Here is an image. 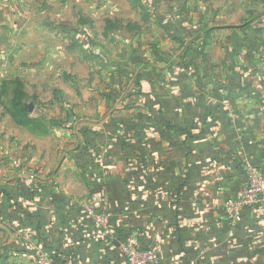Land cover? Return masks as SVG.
Segmentation results:
<instances>
[{
	"label": "crops",
	"instance_id": "obj_1",
	"mask_svg": "<svg viewBox=\"0 0 264 264\" xmlns=\"http://www.w3.org/2000/svg\"><path fill=\"white\" fill-rule=\"evenodd\" d=\"M262 24L252 25L250 31L245 26H216L218 31L233 32L229 34L230 42L223 45L224 57L218 64L204 62V43L195 77L179 74L178 68L174 72L168 69L171 64H180V53L169 60L159 59L161 66H147L141 72L147 78L154 73V90L166 91L159 98L197 101L202 95L206 106L213 110L202 126V135L192 143L198 152L196 157L185 158L181 145L171 139L175 138L172 130L162 135L156 128L146 126L138 132L159 144L169 175L186 178L185 197L178 199L167 190L152 193L139 187L140 200L146 204L134 210L130 205L136 196L133 186L128 191L122 187L117 179L120 174H112L116 179L107 182L103 172L88 179L80 173L75 154L69 155L55 174L39 183L35 181V185H51L53 193L69 202L42 208L50 235L48 244L70 250L71 256L61 258L64 264H123L119 252L122 237L116 232L121 227L133 229L131 236L139 248L159 252L160 264H264V207L255 204L243 208L236 225L225 208L227 201L236 199L246 179L245 163L264 170V21ZM156 75L164 78L160 82L164 86L155 82ZM141 83L142 91L149 93L151 86ZM140 102L114 116L123 123L148 118L153 113L146 106V98ZM179 113L184 116V111ZM196 118L200 121L199 116ZM78 144L81 146V142ZM239 159L243 160L241 164ZM169 184L166 180L165 185ZM106 214L110 235L93 227L94 218ZM26 241L31 244V253H0V264L16 259L22 264H35L42 256L53 264L41 245Z\"/></svg>",
	"mask_w": 264,
	"mask_h": 264
},
{
	"label": "rangeland",
	"instance_id": "obj_2",
	"mask_svg": "<svg viewBox=\"0 0 264 264\" xmlns=\"http://www.w3.org/2000/svg\"><path fill=\"white\" fill-rule=\"evenodd\" d=\"M257 1L0 0V185L41 182L76 153L82 128L142 104L129 105L138 97L136 76L180 53L177 27L189 37L212 29L204 62L220 63L233 32L215 27L263 25ZM244 173L239 192L262 187ZM17 234L0 222V253Z\"/></svg>",
	"mask_w": 264,
	"mask_h": 264
},
{
	"label": "trees",
	"instance_id": "obj_3",
	"mask_svg": "<svg viewBox=\"0 0 264 264\" xmlns=\"http://www.w3.org/2000/svg\"><path fill=\"white\" fill-rule=\"evenodd\" d=\"M174 28V26L171 27L170 32L173 33ZM177 30L173 36L182 40L180 42L182 44L179 43L180 54L178 58L180 64H171L168 69L174 72L175 68H178L179 74L195 77L199 72L202 47L212 29L199 31L197 35L192 37H189L191 32L184 30L183 27L179 29L177 27ZM203 36V43H197L196 40ZM184 37L186 38L185 42L183 41ZM153 76L154 73H151V78H147L146 75L143 76L142 73L136 76L138 97L129 102V105H133L136 101H142V98H146V106L153 113L151 116L148 118L140 117L136 121L124 122L125 124L121 120H112V123H105L101 129L84 127L81 129V146L75 153L79 160L78 169L88 179L94 174L103 172L106 176L105 182L112 180V178L116 179L115 177L118 176L117 179L121 180L122 187L127 189L133 186L136 196L130 205L134 210L146 204L140 200L141 193L137 191L139 187H143L144 190L152 193L156 189L167 190L172 197L178 199L185 197L188 190L186 178L168 174L159 144L154 139L138 132L146 126L156 128L162 135H167L168 131L172 130L175 138L171 136V139H176L181 145L185 158L196 157L198 152H195L192 143L202 135V126L213 112L210 107L206 106L202 95L197 101H184L181 98H178L177 101H171L159 98V94H166V91L162 89L163 93H158L157 90H154L156 86L151 82ZM163 80L162 76L156 75V83L163 82ZM141 81L151 86L149 93L142 91ZM160 84L165 85V83ZM181 94L183 95V93ZM154 105H157V110ZM195 108L197 110L190 115V111ZM180 111H184V116H180ZM196 115L199 116L200 121ZM27 121L30 119L26 118L25 124L30 123ZM238 161L241 164L243 160L239 159ZM196 172H199L198 167ZM166 180L170 182L169 185H165ZM245 182L246 179L243 184ZM149 199L152 203L151 195H149ZM68 203L64 197L53 193L51 185H27L23 182H18L15 187L0 185V222L6 223L12 232L19 233L16 241L8 245L6 252L13 254L31 253V244L26 241L29 240L41 245L47 251L48 258L53 261V264H64L61 258L71 256L70 250H66L62 246L56 248V246L48 244L50 235L45 229L42 208L47 204L61 206ZM132 230L122 227L117 229L116 232L121 235L119 237H122L119 244L131 235ZM151 250L156 251L153 248Z\"/></svg>",
	"mask_w": 264,
	"mask_h": 264
},
{
	"label": "built area",
	"instance_id": "obj_4",
	"mask_svg": "<svg viewBox=\"0 0 264 264\" xmlns=\"http://www.w3.org/2000/svg\"><path fill=\"white\" fill-rule=\"evenodd\" d=\"M244 168L250 174L254 181H261L262 187L257 188L255 185L247 186L239 192L236 199L225 203V208L230 214L233 225H236L241 220V210L245 207H250L255 204H261L264 207V174L259 173L255 168L250 167L245 163ZM107 214L94 218L93 227L97 232L103 235H110L106 219ZM89 237V234L86 235ZM121 257L123 264H160L161 258L157 251L143 250L138 247L137 241L133 236H128L120 244ZM119 249V250H120ZM35 264H50L46 257H39Z\"/></svg>",
	"mask_w": 264,
	"mask_h": 264
}]
</instances>
